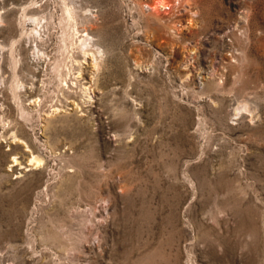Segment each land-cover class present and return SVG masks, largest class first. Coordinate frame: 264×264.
Returning <instances> with one entry per match:
<instances>
[{"label": "rangeland", "instance_id": "1", "mask_svg": "<svg viewBox=\"0 0 264 264\" xmlns=\"http://www.w3.org/2000/svg\"><path fill=\"white\" fill-rule=\"evenodd\" d=\"M147 3L0 0V264H264V0Z\"/></svg>", "mask_w": 264, "mask_h": 264}, {"label": "bare ground", "instance_id": "2", "mask_svg": "<svg viewBox=\"0 0 264 264\" xmlns=\"http://www.w3.org/2000/svg\"><path fill=\"white\" fill-rule=\"evenodd\" d=\"M178 2V1H177ZM173 3V2H172ZM175 3V2H174ZM148 4V3H147ZM150 6L152 5V7H153V9H159L160 7L159 6H170V0H155V4H149ZM157 7H159V8H157ZM1 15V14H0ZM40 16V15H39ZM2 17V16H1ZM63 23H64V25H65V31H66V29L69 27V24L71 23V25H72V23L74 24V22H75V24L78 22V17H77V13H76V11L73 9V8H70V7H68V6H66V8L64 9V15H63ZM27 22H29V23H32V25H35V26H33L32 27V29H31V31H33L35 28H37V25L40 23V20H39V17H37V16H35L34 17V15H32V16H30V15H28V13H24V18H23V24H24V27H25V32L26 33H29L28 32V28L26 27V24H27ZM1 24V23H0ZM62 24V23H61ZM75 24L73 25L74 27H75ZM66 25L68 26L67 28H66ZM70 25V26H71ZM73 27V28H74ZM70 28V27H69ZM72 28V27H71ZM77 27H75L74 29H76ZM36 30V29H35ZM69 30V29H68ZM77 30V29H76ZM76 30H75V32H76ZM78 30H79V28H78ZM74 31V30H73ZM39 32V31H38ZM69 31H66L65 33H68ZM74 32V33H75ZM78 32V31H77ZM31 33V32H30ZM40 33V32H39ZM70 34H72V32L70 33ZM33 35V34H32ZM65 35H67V34H64V36ZM83 34H81V36H82ZM85 35V34H84ZM68 36H70L69 34H68ZM72 36V35H71ZM66 37V36H65ZM93 38V37H92ZM41 39V38H40ZM82 41H81V43H79L80 45L82 44V45H84L83 47V49H82V47H80L81 48V50H84L83 52L86 54L87 52H88V55H89V53L91 52L92 53V55L94 56L93 58H95V62L97 61V54H96V51L98 50H100L99 48H97L95 45H94V47H96L95 49L96 50H92V51H89V43H88V37L85 35V37H82V38H80ZM79 39V40H80ZM64 40V39H63ZM24 41V40H23ZM90 41V40H89ZM79 42V41H78ZM91 45H93L92 43H91ZM88 46V47H87ZM21 48V47H20ZM91 48V47H90ZM94 49V48H93ZM37 50V49H36ZM100 52V51H99ZM12 53V52H11ZM38 53V52H37ZM40 53V52H39ZM42 53V52H41ZM40 53V54H41ZM90 53V54H91ZM44 54V53H43ZM36 55V54H35ZM87 55V56H88ZM47 56V55H46ZM14 57V56H13ZM40 57H41V55H40ZM15 61V60H14ZM97 62H99V61H97ZM96 62V63H97ZM1 63V62H0ZM15 63H17V62H15ZM98 64V63H97ZM32 65V64H31ZM15 66H17V64L15 65ZM34 76V75H33ZM60 76H62V74H60ZM61 78V77H60ZM1 80H2V78H1ZM14 80H18V79H15L14 78ZM14 83V82H13ZM63 83V82H62ZM13 85H15L14 86V95L17 97V99H18V103H19V107H20V109H21V111H22V114L24 115V116H26V117H28V116H30L31 114H30V110L25 106V104L23 103V100L21 99V97H20V94H19V88H21V87H23L22 86V83H15V84H13ZM12 85V86H13ZM34 86V85H33ZM21 90V89H20ZM34 91V90H33ZM15 97V98H16ZM32 102V101H31ZM41 106V105H40ZM39 113V112H38ZM23 118V117H22ZM28 121V120H27ZM4 125V124H3ZM2 126V125H1ZM15 136V135H14ZM23 142V141H22ZM25 143V142H24ZM32 158H33V160L31 161V162H34V163H36V162H42V158L41 157H39V156H37V155H33L32 156ZM44 161V160H43ZM43 163V162H42ZM38 164V163H37Z\"/></svg>", "mask_w": 264, "mask_h": 264}, {"label": "built area", "instance_id": "3", "mask_svg": "<svg viewBox=\"0 0 264 264\" xmlns=\"http://www.w3.org/2000/svg\"><path fill=\"white\" fill-rule=\"evenodd\" d=\"M147 6H148V7H150V5H149V4H147Z\"/></svg>", "mask_w": 264, "mask_h": 264}]
</instances>
